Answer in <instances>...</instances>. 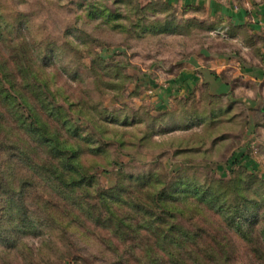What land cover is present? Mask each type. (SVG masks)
<instances>
[{
    "label": "rangeland",
    "instance_id": "1",
    "mask_svg": "<svg viewBox=\"0 0 264 264\" xmlns=\"http://www.w3.org/2000/svg\"><path fill=\"white\" fill-rule=\"evenodd\" d=\"M220 25L166 0H0V264H264L262 86L172 85L258 64Z\"/></svg>",
    "mask_w": 264,
    "mask_h": 264
},
{
    "label": "crops",
    "instance_id": "2",
    "mask_svg": "<svg viewBox=\"0 0 264 264\" xmlns=\"http://www.w3.org/2000/svg\"><path fill=\"white\" fill-rule=\"evenodd\" d=\"M168 3L181 8H204L210 17L216 19L221 24L218 29L227 31L232 41L241 44L240 48L244 50L252 49L257 56L255 65H250L241 73L229 78L224 68L229 66L232 59H226L225 62L204 61L201 63L200 72L186 75L178 78L172 85H185V89L190 87L194 82H204L211 85V91L215 96L225 99H237L235 88L251 89L247 84H259V91L253 93L264 98V0H166ZM250 37L244 39L245 36ZM228 37V36H227ZM208 65L210 71L205 66ZM248 66V65H247ZM212 68L216 69V74L212 76ZM219 76V77H218ZM233 80V81H232ZM241 80V81H238ZM174 86V87H175ZM170 87V86H169ZM170 89V88H169ZM168 89V90H169ZM177 89H179L177 87ZM171 91V90H169ZM252 92V91H251ZM251 113H255L260 122L264 123V101H261L256 111L251 105L248 106Z\"/></svg>",
    "mask_w": 264,
    "mask_h": 264
},
{
    "label": "trees",
    "instance_id": "3",
    "mask_svg": "<svg viewBox=\"0 0 264 264\" xmlns=\"http://www.w3.org/2000/svg\"><path fill=\"white\" fill-rule=\"evenodd\" d=\"M168 4H170V3H168ZM195 8H197V7H195ZM5 78L7 79V73H5ZM236 165H237V167H236ZM236 165H235L236 168L242 169V170H244V171H246L248 173H251V170L246 165H241V164H239V165L236 164ZM235 167H233L231 169L232 173L234 172V169H236ZM196 188L197 187L194 188L196 194L201 197L200 198L201 200L206 199V203L209 206V208L211 210H213L215 213H217L221 217V219L224 221V224L227 227L231 226L232 228L237 229V231L242 234V228H241L242 225H241L240 222H236L237 221L236 220L237 215H235V213L233 212L235 210L226 209L220 203L218 204V202L221 201V199L219 198V195L216 194V192L209 191L208 189H206L204 187L203 188H197V189ZM207 196H208V199H207ZM147 215H148V211H147ZM168 215L171 216L170 213ZM123 226H124L123 221L120 220V219H117L116 226H115V231L116 232L120 231V229ZM260 233H261V237H262L260 243H262V245H264V229H262L260 231ZM191 234L194 235L196 233H191ZM165 239H167V238H165ZM262 245H260L261 249L263 248ZM152 262H154V261H152ZM196 262H197V264H219V262L214 260L213 258L207 259L206 262H204L203 259L199 260V261H197L195 259L194 263H196Z\"/></svg>",
    "mask_w": 264,
    "mask_h": 264
}]
</instances>
